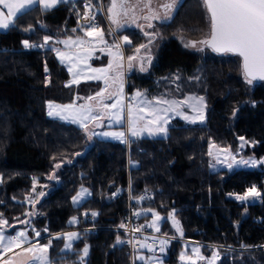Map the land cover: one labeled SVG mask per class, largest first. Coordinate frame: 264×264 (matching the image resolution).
<instances>
[{
  "label": "trees",
  "instance_id": "1",
  "mask_svg": "<svg viewBox=\"0 0 264 264\" xmlns=\"http://www.w3.org/2000/svg\"><path fill=\"white\" fill-rule=\"evenodd\" d=\"M84 2L98 9V0L62 1L50 9L34 5L0 31V213L21 217L36 178L42 193L35 226L48 235L78 229L72 251L61 250L62 238H50V264H130L127 247L119 244L124 233L116 229L124 220L129 187L131 198L149 194L142 209L166 217L172 212L183 238L202 243L204 259L216 249L214 264H264V196L253 203L234 198L252 188L263 190L264 166L212 172L208 160L209 142L236 150L240 139L264 159V83H246L236 54L202 56L177 48L173 36L200 39L211 31L204 0H182L171 20L159 25L168 41L146 71L128 74L127 90L140 88L149 97L204 96V124L174 122L165 137L131 142L128 153L125 144L88 140L81 128L48 117L45 103H69L94 92L99 83L66 85L67 71L50 47H25L26 42L41 45L46 36L80 33ZM126 33L133 43L128 52L141 35ZM129 161L136 166L129 167ZM81 185L90 195L73 206L71 198ZM113 189L117 197L111 196ZM159 232L176 234L167 219ZM183 246L170 241L163 264H191L180 259Z\"/></svg>",
  "mask_w": 264,
  "mask_h": 264
},
{
  "label": "rangeland",
  "instance_id": "2",
  "mask_svg": "<svg viewBox=\"0 0 264 264\" xmlns=\"http://www.w3.org/2000/svg\"><path fill=\"white\" fill-rule=\"evenodd\" d=\"M62 1L75 0H0V31L11 25L20 12L34 5L50 9ZM181 1L98 0V9L91 3L84 2L85 12L81 17L82 25L76 28L80 30V33L72 31L73 33L66 36H46L41 45L26 42L25 47L37 49L50 47L57 61L67 71L66 85H77L82 82L99 83V87L94 92L77 95L69 103L59 104L47 101L45 103L46 115L81 128L88 140L99 139L125 145L127 141L131 144L143 137H165L168 134V126L174 122L204 124L206 119L204 96L187 94L179 99L164 98L158 95L149 97L140 88L127 90L128 74L143 68L144 63L148 66L141 70L146 71L158 50L168 41L161 35L159 25L171 20ZM100 8L103 11L101 14L103 24L87 25V13L91 11L98 13ZM129 30L138 32L141 40L140 44L136 45L133 50H128V53L127 48L133 47L126 33ZM209 36L189 39L175 35L173 39L177 48L186 53L202 56L208 53L230 54L229 52L218 53L210 49L206 45ZM89 37L96 38L90 40L92 44L100 43L99 52L96 55L93 51L83 48V45L89 41ZM142 56L145 57L142 58ZM135 58L138 59L135 60ZM132 59L133 63L130 62ZM138 62L141 64L140 67H137ZM242 77L251 87L259 83V81L247 78L244 74ZM174 80H177V77ZM252 149L253 145L243 139L239 140L236 150L209 142V170L213 172L224 169L231 172L239 168L264 166V159H257ZM128 165L136 166V163L129 161ZM41 187L42 184L40 186L34 178L31 193L24 197L23 202L27 206L21 217L10 216L8 218L0 213V264H50L49 250L52 240H46L50 235L35 226L37 212L35 207L40 202ZM128 190L129 187H127V192ZM89 195V188L81 185L72 196L71 204L77 206ZM263 196L264 187L263 190L252 188L243 195H234V198L240 202L253 203L261 201ZM142 199L138 196L132 197V201L138 206L143 202ZM30 205L31 208L28 209ZM142 210L144 214L149 215L147 222L154 230L159 231L162 222L166 219L174 227L175 235L166 234L172 238V241L184 244L180 252L181 261L191 264L205 262L214 264L218 256L216 249L208 259H204L200 248L202 243L183 238L179 220L172 212L166 217L154 209ZM75 222L76 218L69 219V223L74 224ZM65 231H62L64 233L61 236L52 237L62 238V251H72L74 242L79 236L72 229ZM45 236L43 240L39 239ZM261 248H264V245ZM88 251V246H86L83 250V259L87 257ZM141 260L145 258L141 257Z\"/></svg>",
  "mask_w": 264,
  "mask_h": 264
},
{
  "label": "water",
  "instance_id": "3",
  "mask_svg": "<svg viewBox=\"0 0 264 264\" xmlns=\"http://www.w3.org/2000/svg\"><path fill=\"white\" fill-rule=\"evenodd\" d=\"M211 19L206 45L241 59L242 73L264 81V0H204ZM32 31V29H30Z\"/></svg>",
  "mask_w": 264,
  "mask_h": 264
},
{
  "label": "built area",
  "instance_id": "4",
  "mask_svg": "<svg viewBox=\"0 0 264 264\" xmlns=\"http://www.w3.org/2000/svg\"><path fill=\"white\" fill-rule=\"evenodd\" d=\"M89 26H96L98 24V14H103L101 8L98 13L88 12ZM130 142H126V151L129 152ZM137 151H141V148H137ZM112 197H117V190L111 191ZM138 197H142L143 201L149 199L147 192L141 193ZM145 214L141 206L135 205L132 198L127 195V209L122 224L116 229L124 233V237L119 241V244L127 247L130 264H136L141 261L142 264L151 263H163L169 247L170 240L172 238L162 232L154 230L149 223L143 219ZM90 221H93L90 218ZM95 227H92L94 229ZM145 256V260H139L142 256Z\"/></svg>",
  "mask_w": 264,
  "mask_h": 264
},
{
  "label": "crops",
  "instance_id": "5",
  "mask_svg": "<svg viewBox=\"0 0 264 264\" xmlns=\"http://www.w3.org/2000/svg\"><path fill=\"white\" fill-rule=\"evenodd\" d=\"M91 39H96V38H94V37H89V41H87L84 45H83V48L84 49H89V50H91V51H93V54H98V52H99V49H98V46H100L99 44L100 43H98V44H92L91 43ZM55 49V48H54ZM53 49V50H54ZM145 56H142V58H144ZM93 59V58H92ZM136 59H138V58H135V60ZM94 61H92V63H93ZM130 62H132L133 63V59L130 61ZM140 63L138 62L137 63V67H140ZM144 67L143 68H145L146 66H148V64L146 63H144V65H143ZM143 68H141V69H143ZM110 72V71H109ZM129 163V162H128ZM130 167V166H129ZM132 167V166H131ZM68 231V230H67ZM72 231H74L75 233H77L78 234V229H72ZM66 232V231H65ZM64 232H62V233H57V234H52V235H50V236H47V238H46V236L45 237H41V238H39V239H41V240H43V238H46V240L47 239H50L52 236H61L62 234H63ZM1 259V258H0Z\"/></svg>",
  "mask_w": 264,
  "mask_h": 264
}]
</instances>
